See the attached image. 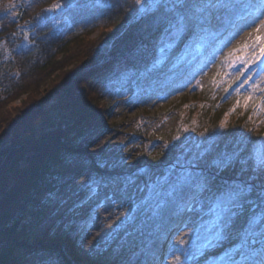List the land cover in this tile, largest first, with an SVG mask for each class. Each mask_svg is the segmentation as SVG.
<instances>
[{"label": "trees", "instance_id": "16d2710c", "mask_svg": "<svg viewBox=\"0 0 264 264\" xmlns=\"http://www.w3.org/2000/svg\"><path fill=\"white\" fill-rule=\"evenodd\" d=\"M57 3L62 7L45 11ZM137 7L134 0H0V264H29L33 252L41 251L65 264H163V249L179 227L186 231L168 264H212L222 251L206 249L186 259L182 253L192 249L193 229L209 217L198 204L189 209L186 196H157L153 189L161 190L170 169L174 177L178 161L205 149L213 155L231 150L242 138L249 146L264 138L263 115L250 123L251 104L243 107L247 89L240 97L235 84L224 91L245 67L233 52L237 43L231 44L239 24L219 38L206 25L208 33L199 34L204 40L188 34L173 43L166 39L163 13L140 15ZM167 43L173 46L161 52ZM206 73L204 81L188 86ZM178 94L170 109L175 127L165 141L148 127H133L121 145L141 140L134 154L89 155L98 136L114 130L113 105L132 100L148 117V102ZM85 158L81 169L72 167ZM82 169L90 170V179L79 196L33 237L68 200ZM105 187L121 192L123 211L106 246L78 259L74 251L95 215L68 214ZM189 216L194 219L188 223Z\"/></svg>", "mask_w": 264, "mask_h": 264}, {"label": "snow or ice", "instance_id": "6c2138e0", "mask_svg": "<svg viewBox=\"0 0 264 264\" xmlns=\"http://www.w3.org/2000/svg\"><path fill=\"white\" fill-rule=\"evenodd\" d=\"M134 3L140 15L163 13L168 25L166 39L173 43L188 34L193 39L204 40L205 36L199 34H207L206 25L213 20L246 22L244 26L253 29L249 36L255 33L252 54L241 61L244 69L226 82L228 87L224 91L228 93L232 85L239 82L233 91L240 97V89L247 86L242 99L245 110L251 104L253 115L248 117L249 122H253V116L264 115V67H260L264 62L261 59L264 57V0H134ZM60 7L62 5L57 3L45 11ZM173 43L165 44L160 51L172 47ZM247 48L249 44L245 42L233 52ZM253 65L255 70L245 75ZM239 106L238 99L230 111L235 112ZM250 145L247 138H242L231 150L215 155L208 149L200 151L182 163L178 161L179 171L174 177L170 169L169 174L162 177L161 190L153 189L157 196H186L189 209L195 202L204 216L209 217L207 220L202 217L201 223L193 229L192 249L182 253L186 259L202 255L206 249L221 248L222 251L212 257V264H264V138ZM224 173L229 176L225 177ZM179 259L177 256L176 260Z\"/></svg>", "mask_w": 264, "mask_h": 264}, {"label": "rangeland", "instance_id": "374dc122", "mask_svg": "<svg viewBox=\"0 0 264 264\" xmlns=\"http://www.w3.org/2000/svg\"><path fill=\"white\" fill-rule=\"evenodd\" d=\"M231 22L227 20H213L209 25V29L212 30L213 33L220 30H226ZM242 31L243 32L240 34L238 41L242 44H245V42L251 44L255 38V33H253L252 36H249V33H252L253 29L251 27H247V30L243 29ZM205 76L207 77L208 73L200 77L201 81L206 79ZM195 81L196 80L194 79L188 86L192 85V83H195ZM185 90L186 88L182 90L180 94L182 95ZM180 94L177 96L169 95L167 98L157 102H148V105H150L148 117H141V109L139 105H137L132 100L123 99L122 101L113 105V107H111L109 121L113 124L114 130L104 132L98 136L99 138H97L92 147L89 149V155H106L118 150L119 153H122L124 150L128 149H132V154H134L142 147L143 142L141 140L126 144L125 146L121 145L126 139H128L129 133H131V129L133 127H138L139 129L148 127L150 130H154L152 133L156 135V138L159 137L161 140L165 141L168 137V131L175 127V121L172 117V113H170V109L173 107L172 104L175 106L178 104V98L180 97ZM141 122L143 126L140 125ZM86 163V158L75 159L73 161L72 167H74L76 170L81 169ZM153 178L155 177L152 175L149 176L150 180ZM89 179L90 170L82 169V172L69 187L68 200L60 206V209L57 210V212L52 213V215L33 232V237L37 238L43 234V231L61 214L62 210L64 209V205L66 203H70V201L79 196L80 192H78V189L84 187ZM137 180L138 178L135 179V182ZM123 201L124 198H122L119 191H111L107 188L97 189L92 197L90 195V198L87 200L85 205L79 209L74 208L70 214H68L70 215V219H76L82 216L88 210H92L95 215L91 220L90 226L86 227L84 233L79 239V245L74 251V255L78 259L85 260L89 258L93 251H98L99 249L106 246L107 238L111 237L112 235L113 225L117 222V219L121 214V204ZM195 206L196 203L193 202L191 209H194ZM192 219L193 216H189L188 221ZM175 231L178 232L177 234H173V239L171 241L172 243H169L168 246L165 245L164 247V251H166V253L169 255L172 254L177 241H179V239L183 236L184 232V230L180 231L178 229ZM32 242L33 239L29 241V244ZM34 262H43L45 264H65L63 261L57 260L55 255L49 251L33 252L29 258V264Z\"/></svg>", "mask_w": 264, "mask_h": 264}]
</instances>
